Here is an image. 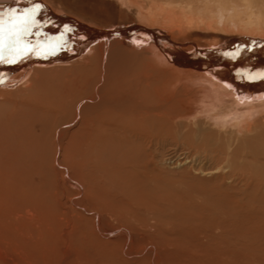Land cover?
<instances>
[{"label": "bare ground", "instance_id": "bare-ground-1", "mask_svg": "<svg viewBox=\"0 0 264 264\" xmlns=\"http://www.w3.org/2000/svg\"><path fill=\"white\" fill-rule=\"evenodd\" d=\"M170 2L108 32L41 0H0V264L12 248L49 264H156L157 246L175 264L186 254L203 264L220 255L221 264H264V0L218 13L205 5L210 19L183 25L177 12L193 13L201 0ZM199 26L253 40L226 50L177 42ZM154 161L219 179V189L191 201L232 211L217 226L236 225L238 241L208 244L211 254L200 242L185 250L186 232L172 228L192 221L184 208L193 206L163 193L146 172ZM118 233L122 257L113 263Z\"/></svg>", "mask_w": 264, "mask_h": 264}, {"label": "rangeland", "instance_id": "rangeland-1", "mask_svg": "<svg viewBox=\"0 0 264 264\" xmlns=\"http://www.w3.org/2000/svg\"><path fill=\"white\" fill-rule=\"evenodd\" d=\"M41 1L44 3L46 2L47 4L50 3L52 6H54V8L56 9L55 10L56 13L57 12L60 14L65 13L69 17L74 18V19L77 18V20H79L80 22H83L89 26H93L94 28H97L98 30H104L108 32H113L115 29H119V28H127L129 26L139 25V21H141L140 16H143L142 14L144 15L147 14L146 11L148 12L151 11L153 4H154L155 10L160 9V6L161 8H165V9L168 8L169 5L174 6V3L170 2L171 0H153V1L152 0H41ZM248 1H252V3H254L256 0H229V1L228 0H201L200 5L198 4L194 5L195 11H193V13L189 12L188 10H184L183 13L178 11L177 14L179 18L177 19L180 20L181 25L184 24L183 23L184 17L191 18L193 21H195L198 16H201L205 19V21H207L213 15L206 14L205 10L201 11L199 7L202 8L205 5H208L215 13H218L217 11L219 10L220 6L222 7L226 6L224 5L225 3H230V5L232 4L239 5V4H247ZM214 4L216 5L215 7H213ZM162 5L164 6L162 7ZM60 10L63 13H61ZM140 11L142 14L140 13ZM230 12L232 11H229L227 13V15L224 17L225 19L229 20ZM258 13H260V15L264 17V11H259ZM233 19L236 20L235 18ZM155 20L159 22L157 15H156ZM143 21H144V25H146L150 29H154V31H156L155 29L159 31L158 29L161 27L159 26V23L151 21L149 20V18L145 17ZM216 21L219 22V19H217ZM232 24H235V23L234 22L228 23L227 27H231ZM203 27L204 26L192 27V29L190 30L187 28V30H184V32H182L180 35L176 34L178 38L176 39L177 42L181 45L190 44V43L195 44L200 48V50L208 49V47H211L212 49L214 48L215 50H226V48L228 49L229 47L233 45V43H236L239 40L251 39V38H245V37L239 38V37L233 36V34H228V33L216 31V30H207ZM218 27H220V25ZM145 39L148 40V38H145ZM215 40L217 43L216 47H213L212 45L211 46L207 45V44L212 43ZM148 45L149 44H145V42H143L140 45L136 44L135 46L139 51L140 50L143 51L142 49L147 48ZM187 53L191 55L192 50L189 49ZM161 153L162 152L160 151V154ZM160 164L161 163L159 161L158 162L154 161V163L150 164V167L146 169V172H149V175L151 174L150 176L155 177L158 187H160L161 190L164 189L163 193L165 191L170 192L173 197L180 199L182 202L184 201L183 204H186V205L188 204L187 206L189 205L193 206L195 204L194 202H196L194 198L201 197V194L202 196L205 197V195L211 192L212 190L219 189L217 187L219 185V179L211 178L215 176L209 177V176L195 175V173L192 170L188 169L185 166L181 168H173L172 166H169L166 164L165 165L161 164L160 166ZM151 166L153 169L151 168ZM243 186H244L243 182L240 181V183L233 185V190L241 191L245 187ZM159 193H161L162 195V192L159 191ZM177 195L179 196L177 197ZM192 199L194 202L191 201ZM63 202L68 207H74L72 202L69 200H66ZM184 209L189 211L190 212L189 215L192 214L191 216H193L194 218L192 219V221L190 220V222L189 221L185 222L184 220H180L178 221L177 225H174L172 229L179 230V232H184V233L186 232L185 237L179 238L182 241V244L185 246V250H189V251L196 250V247L198 246L196 245V243L200 242L201 243L200 246L202 247V249H205L206 252L210 253L209 252L210 250L207 249L208 244L211 245L210 246V249H211L213 247L212 245H216L221 240L238 241V237H237L238 231L235 230L236 225L227 226L226 222L223 221L222 225L217 226L218 217H223L224 219L227 220V218H230L232 216L233 214L232 211L226 212L220 208L215 209V207H213V204L209 205V209H206L204 211H202L201 209L195 208L194 206L191 208H184ZM187 213L185 212V214ZM247 215L248 214L244 213V216L242 217L244 219V222L247 221ZM179 222H181L182 224L180 225ZM245 224L253 225V224H247L246 222ZM167 225H169L168 220L167 222L165 220L162 222V225L160 226L165 229ZM199 233L202 235H200ZM122 240L123 239L120 238V233L115 234L114 236L110 238L109 247H108V250L110 251L109 253L110 255H108V257L110 258L111 261H113V263L115 262L117 263L118 262L117 259L122 257L121 252L119 251L122 243L124 242V240L123 241ZM255 244L256 243L253 244V247ZM259 247H260L259 244L256 245L255 247L256 251L258 250ZM12 250H13L12 251L13 253H12V256L10 257L11 261H8L9 264H39V263L49 264L48 261L45 259H44L45 261H42L40 259H37V257L36 258L33 257V255L30 252H26L23 254L22 250L13 249V248ZM162 250L163 249L160 246H157L155 248L154 252L157 251L156 252L157 254L154 253L155 261L153 262H156V264H168V262L175 264L177 256L174 257L171 253H166ZM222 253L226 254L224 251ZM35 256H38L40 258L39 254H36ZM149 257L151 258L152 256H149ZM222 259H223L222 255H220V259L217 261V264H221ZM184 260L187 261L186 264H194L193 262H197V264H203L199 262V259L197 257H189L188 254H186V257H184ZM60 262H61V259H60ZM135 264H151V261L150 259H146L145 261L143 260L141 261V259H139L135 262Z\"/></svg>", "mask_w": 264, "mask_h": 264}]
</instances>
